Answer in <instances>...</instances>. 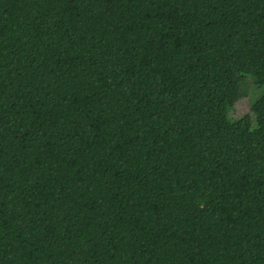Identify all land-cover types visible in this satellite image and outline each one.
I'll return each instance as SVG.
<instances>
[{"label":"trees","instance_id":"trees-1","mask_svg":"<svg viewBox=\"0 0 264 264\" xmlns=\"http://www.w3.org/2000/svg\"><path fill=\"white\" fill-rule=\"evenodd\" d=\"M0 264H264V0H0Z\"/></svg>","mask_w":264,"mask_h":264},{"label":"rangeland","instance_id":"rangeland-1","mask_svg":"<svg viewBox=\"0 0 264 264\" xmlns=\"http://www.w3.org/2000/svg\"><path fill=\"white\" fill-rule=\"evenodd\" d=\"M248 99L246 97L241 98L237 101L235 105V109L233 110L232 114H242L248 110Z\"/></svg>","mask_w":264,"mask_h":264}]
</instances>
